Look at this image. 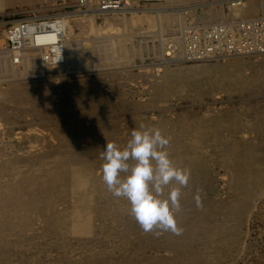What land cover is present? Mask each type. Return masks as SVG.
Listing matches in <instances>:
<instances>
[{
	"label": "rangeland",
	"instance_id": "obj_1",
	"mask_svg": "<svg viewBox=\"0 0 264 264\" xmlns=\"http://www.w3.org/2000/svg\"><path fill=\"white\" fill-rule=\"evenodd\" d=\"M261 1L0 0V264H264V55H176L183 26ZM51 16L65 61L14 63L6 29ZM141 124L190 169L179 235L145 233L102 181L106 143Z\"/></svg>",
	"mask_w": 264,
	"mask_h": 264
},
{
	"label": "clouds",
	"instance_id": "obj_2",
	"mask_svg": "<svg viewBox=\"0 0 264 264\" xmlns=\"http://www.w3.org/2000/svg\"><path fill=\"white\" fill-rule=\"evenodd\" d=\"M169 144L170 138L159 128L141 124L123 147L107 142L101 153V176L108 191L125 199L141 229L157 237L182 232L176 217L182 210V189L191 175L190 169L173 163ZM194 200L197 207L202 206L199 191Z\"/></svg>",
	"mask_w": 264,
	"mask_h": 264
},
{
	"label": "built area",
	"instance_id": "obj_3",
	"mask_svg": "<svg viewBox=\"0 0 264 264\" xmlns=\"http://www.w3.org/2000/svg\"><path fill=\"white\" fill-rule=\"evenodd\" d=\"M78 1L84 8L93 7L100 13H107L125 8L130 0H96L94 5L91 0ZM246 1L231 0V6L244 7ZM260 5L261 10L256 14L233 18L221 16L207 23L183 26L179 32L182 48L176 52L177 58L216 60L229 56L264 55V2ZM56 17L22 20L6 29L7 48L14 63L27 62L36 56L40 62L49 65L65 61V49L51 47L52 42L56 43L65 35L64 25L58 24ZM50 20L51 24L45 25Z\"/></svg>",
	"mask_w": 264,
	"mask_h": 264
},
{
	"label": "bare ground",
	"instance_id": "obj_4",
	"mask_svg": "<svg viewBox=\"0 0 264 264\" xmlns=\"http://www.w3.org/2000/svg\"><path fill=\"white\" fill-rule=\"evenodd\" d=\"M51 47H53L54 48V46H53V43H51ZM4 228V227H3Z\"/></svg>",
	"mask_w": 264,
	"mask_h": 264
}]
</instances>
